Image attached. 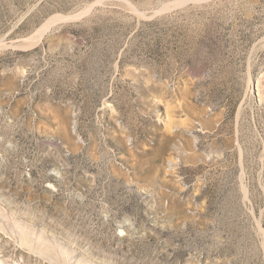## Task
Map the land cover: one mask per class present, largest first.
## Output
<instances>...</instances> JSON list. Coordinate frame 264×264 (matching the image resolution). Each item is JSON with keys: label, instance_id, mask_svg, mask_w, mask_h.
I'll return each mask as SVG.
<instances>
[{"label": "rangeland", "instance_id": "rangeland-1", "mask_svg": "<svg viewBox=\"0 0 264 264\" xmlns=\"http://www.w3.org/2000/svg\"><path fill=\"white\" fill-rule=\"evenodd\" d=\"M0 264H264V0H0Z\"/></svg>", "mask_w": 264, "mask_h": 264}, {"label": "water", "instance_id": "water-1", "mask_svg": "<svg viewBox=\"0 0 264 264\" xmlns=\"http://www.w3.org/2000/svg\"><path fill=\"white\" fill-rule=\"evenodd\" d=\"M58 17H61V18H62V17H65V16H58ZM65 18H66V17H65Z\"/></svg>", "mask_w": 264, "mask_h": 264}]
</instances>
